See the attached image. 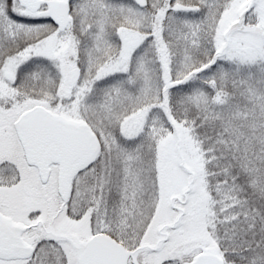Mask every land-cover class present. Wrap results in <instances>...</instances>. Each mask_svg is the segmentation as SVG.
<instances>
[{"label":"snow or ice","instance_id":"1","mask_svg":"<svg viewBox=\"0 0 264 264\" xmlns=\"http://www.w3.org/2000/svg\"><path fill=\"white\" fill-rule=\"evenodd\" d=\"M0 264H264V0H0Z\"/></svg>","mask_w":264,"mask_h":264}]
</instances>
